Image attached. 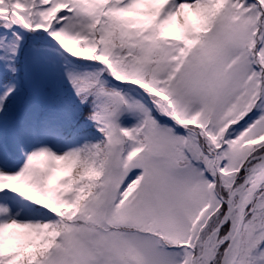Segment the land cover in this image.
<instances>
[{"label": "snow or ice", "instance_id": "6c2138e0", "mask_svg": "<svg viewBox=\"0 0 264 264\" xmlns=\"http://www.w3.org/2000/svg\"><path fill=\"white\" fill-rule=\"evenodd\" d=\"M0 264H264V0H0Z\"/></svg>", "mask_w": 264, "mask_h": 264}]
</instances>
